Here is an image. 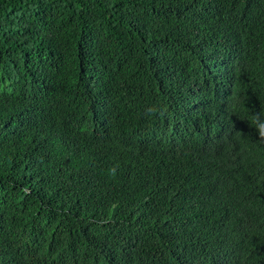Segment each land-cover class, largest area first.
I'll return each instance as SVG.
<instances>
[{"label":"trees","instance_id":"16d2710c","mask_svg":"<svg viewBox=\"0 0 264 264\" xmlns=\"http://www.w3.org/2000/svg\"><path fill=\"white\" fill-rule=\"evenodd\" d=\"M261 112L264 0H0V264H264Z\"/></svg>","mask_w":264,"mask_h":264},{"label":"clouds","instance_id":"9594fccd","mask_svg":"<svg viewBox=\"0 0 264 264\" xmlns=\"http://www.w3.org/2000/svg\"><path fill=\"white\" fill-rule=\"evenodd\" d=\"M237 56L233 51H229L227 56L225 57V62L229 64L232 68H234L236 62H237ZM257 136L261 141L264 142V112H261V118L258 121V124L255 128ZM135 129H131V131L128 133V137L135 136Z\"/></svg>","mask_w":264,"mask_h":264}]
</instances>
